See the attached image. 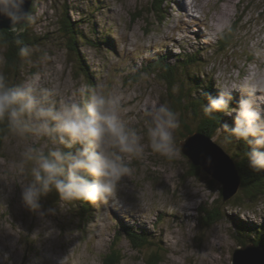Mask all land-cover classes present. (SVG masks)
I'll return each instance as SVG.
<instances>
[{
  "label": "rangeland",
  "instance_id": "rangeland-1",
  "mask_svg": "<svg viewBox=\"0 0 264 264\" xmlns=\"http://www.w3.org/2000/svg\"><path fill=\"white\" fill-rule=\"evenodd\" d=\"M70 1L81 10L90 2H101L97 16L111 28L116 52L104 55V50L82 46L94 73L95 84L90 86L66 44L51 38L65 0H36L27 27L31 35L42 38L41 44L25 57L16 85L34 82L38 93L49 94L57 103L83 102L82 88L88 95L101 92L116 97L122 118L144 137V152L140 158L125 156L129 175L107 202L95 203L93 219L81 222L73 216V205L59 200L55 190L41 198L40 212L25 206L21 187L31 180V163H22L23 154L28 147L47 150L50 142L9 134L0 154V264H106L115 229L123 221L156 235L155 241L163 244L160 264H231L239 246L233 216L251 223L263 221L264 198L252 204L258 206L256 210L223 207L221 184L211 182L204 172L192 175L178 130L177 158L154 153L144 114L161 103L172 107L169 95L180 94L181 82L172 91L155 76L135 78L144 59L169 50L177 54L183 48L201 53L192 68L202 78L211 76L215 86L218 80L226 86L238 85L250 64L264 70L253 55V48H264V0ZM5 55L0 49V75ZM217 209H222L223 219L205 225L202 217ZM152 248L146 244L138 251L125 237L119 245L125 256L118 264H147L144 253Z\"/></svg>",
  "mask_w": 264,
  "mask_h": 264
},
{
  "label": "clouds",
  "instance_id": "clouds-1",
  "mask_svg": "<svg viewBox=\"0 0 264 264\" xmlns=\"http://www.w3.org/2000/svg\"><path fill=\"white\" fill-rule=\"evenodd\" d=\"M25 3L0 0V17L12 27H24L28 20ZM29 54L27 46L19 48L21 57ZM253 55L264 64V48H253ZM216 88L217 95L204 94L203 115L210 119L217 114L232 117L233 126L221 124L217 135L227 133L228 142L245 143L249 168L264 173V70L257 71L256 65L250 64L238 85L226 86L218 80ZM80 91L86 97L83 102L57 103L49 94L38 93L34 82L9 85L0 75V123L14 136L50 142L47 150L28 147L23 154L22 163H31V180L21 187V196L33 212L41 211V198L53 190L63 203L107 202L130 173L125 156L143 155L144 137L122 118L118 99L101 92L88 95L84 88ZM235 91L241 95L233 107ZM144 115L151 150L168 160L177 158L179 113L161 103Z\"/></svg>",
  "mask_w": 264,
  "mask_h": 264
},
{
  "label": "trees",
  "instance_id": "trees-1",
  "mask_svg": "<svg viewBox=\"0 0 264 264\" xmlns=\"http://www.w3.org/2000/svg\"><path fill=\"white\" fill-rule=\"evenodd\" d=\"M35 2L36 0L33 1L30 9L28 26H30V20L36 12ZM101 7V2L94 4L90 2V7L86 10L79 8H75V10L74 6L71 5V1L65 0L63 9L61 8L63 14H60L57 23L58 29L51 37L52 40L60 38V41L66 44L70 53L74 54L79 65L78 68L84 72L87 81L90 82V86L95 84L94 73H92V69L88 64L86 53H83L81 50L82 46L86 44L94 47L98 51L104 50L107 52L104 55L108 54V52L115 53L117 49L111 28L107 27L97 16V11L99 12ZM28 28L22 31L3 29L0 34V49L3 48L6 51L2 75L9 85H16L23 70L25 57L19 55V48L21 46H27L30 50L33 46L41 44L40 41L42 38L31 35ZM17 40L21 41V44H17ZM178 46L181 48L184 45L178 44ZM197 54L199 55L201 53H189L186 48H183L177 54L169 50L155 54L152 57L150 56L143 60L142 68L136 74L135 80L143 79L140 77L141 75L155 76V79L164 81L168 89H172V91L176 87V82H181L180 94L176 95V97L169 95L173 98L171 102L172 110L181 114L179 116L180 128L178 129L181 137H183V129L189 132L192 131L191 127H193L195 131L204 133L221 144L235 160L243 180L240 193L227 203L223 202V207L231 205L235 209L256 210L258 206L252 204L264 198V173H256L249 168L246 156L248 146L245 143L236 141L228 142L225 139L227 133L217 135V129L220 128L221 124L225 123L233 126L232 117L217 114L215 118L210 119L203 115L202 104L207 102L204 94L211 93L212 95H217L218 91L211 76L202 78V75L195 68H192V65L198 64L201 60ZM240 95V93H233V107L235 106V101L240 99ZM9 134L6 124L0 123V154L4 146V141ZM189 164L192 175H200L199 171H197L199 168L195 167L190 161ZM211 182L213 181L211 180ZM217 202H219V199ZM221 202L222 197L219 203ZM71 204L73 205L71 207L72 212H75L73 216L80 218L81 222L93 219L95 204L81 201L72 202ZM221 211L222 209H217L213 213L209 212L206 217L203 216L202 220L204 224L212 226L223 219L224 214ZM233 219L235 226L234 233L243 245L253 243L257 246L264 247V220L258 223H251L247 220H242L238 215L233 216ZM125 237L129 238L131 244L138 251H143L146 244H152L154 248L149 253H144L146 254V263H162L163 255L161 250L163 249V244L160 240L155 241L157 239L156 235L142 228L127 225L123 221L121 223L118 222L115 229V236L110 244L111 251L105 255L106 264H118L124 259L125 255L119 250V245Z\"/></svg>",
  "mask_w": 264,
  "mask_h": 264
},
{
  "label": "water",
  "instance_id": "water-1",
  "mask_svg": "<svg viewBox=\"0 0 264 264\" xmlns=\"http://www.w3.org/2000/svg\"><path fill=\"white\" fill-rule=\"evenodd\" d=\"M34 0H26L24 5L28 12V20L24 27L10 26L6 18L0 17V34L6 30H25L28 26L30 9ZM185 131L181 137L180 147L182 153L195 167L199 173H205L210 181L218 182L222 186V202H228L237 196L241 191L243 183L242 176L237 164L227 150L210 136L195 131ZM211 158V163H209ZM239 246L233 251L231 264H264V247L253 243L243 245L234 234Z\"/></svg>",
  "mask_w": 264,
  "mask_h": 264
},
{
  "label": "bare ground",
  "instance_id": "bare-ground-1",
  "mask_svg": "<svg viewBox=\"0 0 264 264\" xmlns=\"http://www.w3.org/2000/svg\"><path fill=\"white\" fill-rule=\"evenodd\" d=\"M142 11V10H141ZM81 24V23H80ZM96 27V26H95Z\"/></svg>",
  "mask_w": 264,
  "mask_h": 264
}]
</instances>
